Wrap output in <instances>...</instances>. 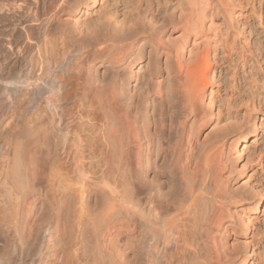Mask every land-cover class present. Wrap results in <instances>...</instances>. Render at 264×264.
I'll return each mask as SVG.
<instances>
[{"label": "bare ground", "instance_id": "obj_1", "mask_svg": "<svg viewBox=\"0 0 264 264\" xmlns=\"http://www.w3.org/2000/svg\"><path fill=\"white\" fill-rule=\"evenodd\" d=\"M99 1L0 0V264H236L209 231L232 195L192 101L211 87L205 43L228 0H124L93 18ZM16 32L32 50L18 65L4 53ZM249 133L229 145L237 159ZM106 173L121 184L118 218L87 189Z\"/></svg>", "mask_w": 264, "mask_h": 264}, {"label": "rangeland", "instance_id": "obj_2", "mask_svg": "<svg viewBox=\"0 0 264 264\" xmlns=\"http://www.w3.org/2000/svg\"><path fill=\"white\" fill-rule=\"evenodd\" d=\"M152 1L153 0H129V3L144 8ZM99 2V5L102 6L97 7L90 13L93 18L99 10L102 11V8L107 7L108 9L109 7V9L113 8L112 10L117 9L120 13L125 9L124 4H127L124 0H100ZM228 3L230 6H227ZM224 9H228V11L231 12L229 14L226 12L228 15L222 12L223 15L219 13L220 15L217 14V17L215 16L214 24L216 27L214 26V30L212 29L210 31V37L205 43L207 44L206 49L212 47L214 49L213 54L215 55V62H210L213 70L210 74L211 78H208V82L211 84V87L205 88V93H203L202 96L203 99L199 97L201 92H199L198 95H196L198 92L196 94L193 93V95H195L192 99L196 109V113L194 112L195 116L199 117L202 115L198 118V122L201 121L205 123V134H208L205 138V144L201 146L205 148V155L209 156L212 153V157H214L216 162H221L222 173L224 175V180L222 179L223 184H221L225 185V191H228L226 192L227 198L229 199L232 195V199L230 198L231 200H225L227 202L224 207H226L225 209L227 210L224 209V212L227 211L228 213L225 212L226 215H224L225 213L223 214L221 220L222 227L219 226L216 228L211 225L210 228L212 230L209 231L216 239L218 245H221V250L224 247H228L229 252H226V248L224 249L226 253H229L228 256H231V258H229L230 261L235 258L236 264H264V0H228ZM22 41H24L23 36H18L16 32L12 45L6 47L4 50L7 58H13L14 60L16 57L15 64L17 65L20 63V58H28L32 54V50L30 51L27 48L28 46L25 47ZM172 63L171 66L173 68H171L175 70L174 67H176V65L174 62ZM141 69L143 72H141ZM141 69H139L140 72H138V69L135 70L140 74V85L145 83L144 81L147 76L146 66L141 67ZM160 73L163 81L162 91H164V100L166 99L165 101L167 103L169 99V103H167L168 106L173 104L174 109H176L175 111L179 112V106H182L179 103L182 104L183 98L177 93L174 87L173 90L169 88L170 84L175 85V82L172 81L173 78L167 76L166 72L163 70L160 71ZM168 78H171L170 81L173 83L170 82ZM131 86H135V83H132ZM167 87L170 91H168ZM171 91L172 93H170ZM168 96H174L171 101L172 103L170 102L171 98ZM167 104H165L166 107H168ZM177 104L179 105L177 106ZM197 110L198 114L200 113L199 115L197 114ZM176 113L177 112H175V114ZM213 124L215 125L214 130L219 129L215 132L216 135H214V130L212 129L214 126ZM209 129H212L213 132ZM240 130H248L250 133L247 137L246 145L239 146L238 144L240 149L243 148V153L241 159H237L232 154L230 146L237 138ZM208 132H210V134ZM207 137H209L208 140ZM210 139L212 140L211 143L215 145L214 147L210 146L212 145ZM214 141L216 142L213 143ZM206 144H209L211 148ZM206 148H208V150ZM234 166H236V171L229 174L230 168ZM99 174L96 175L97 177L94 176V179L96 177L95 181L93 179L92 183H90L87 188L91 191L90 195L94 196L93 199H96L95 202H98V207L101 208L102 211H107V213L104 212L105 215L109 213L114 214L115 211L122 213L125 204H123L121 198L122 194H120V192L122 193V190L120 191L121 184L119 185V182H116L113 176L111 177L110 173L109 176L111 179L107 177L108 173L105 175L106 178H108L106 179L107 181H102V179H105V176L103 177L104 174ZM226 175L228 176L226 177ZM98 176H102L103 178L100 180ZM113 180L114 183L112 182ZM115 183L116 186H114ZM113 187H117V189H113ZM212 188L209 187L208 192H210ZM118 190L120 191L119 193H117ZM211 193L212 192L209 193L210 196ZM228 194L230 195L228 196ZM208 196L207 194V198H205V202L207 203H205L206 208L212 204ZM257 199H260L259 206L256 210H253L252 202ZM99 203L101 205H99ZM228 203L229 209L227 208ZM96 210L99 215V209ZM237 212L240 213V215L244 213L245 216L240 218ZM102 213L99 216L103 217L104 214ZM118 213L114 214L115 216L113 215V217L118 218V215L121 216ZM93 214L94 216H98L95 212ZM96 216L93 218L97 220L98 218ZM227 216L229 218H227ZM223 227L226 228L223 229ZM222 244H227L228 246L224 245V247H222ZM234 246L237 248L235 249ZM232 247L233 249L231 250ZM234 249L238 251L235 252ZM246 251L248 256L243 263L242 258H244ZM81 253L83 252L81 251ZM236 253L239 254L236 255L237 257L235 256ZM97 258V262L102 260L105 261V259L101 260ZM102 264L107 263L105 261Z\"/></svg>", "mask_w": 264, "mask_h": 264}]
</instances>
